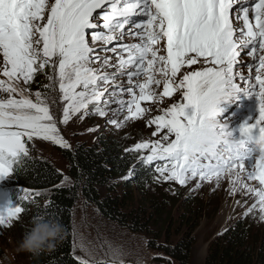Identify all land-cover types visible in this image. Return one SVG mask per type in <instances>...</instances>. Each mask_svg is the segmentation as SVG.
Segmentation results:
<instances>
[{"label": "snow or ice", "instance_id": "1", "mask_svg": "<svg viewBox=\"0 0 264 264\" xmlns=\"http://www.w3.org/2000/svg\"><path fill=\"white\" fill-rule=\"evenodd\" d=\"M238 2L0 0V75L7 78L0 80V92L7 93V98H0V179L12 175L28 155L24 136L68 147L55 134L57 127L42 94L36 92L33 102L20 81L28 85L36 74L51 68L56 75L48 79L58 78L66 102L62 123H67L74 114L88 115L90 105L95 114L106 115L101 103H116L114 114L126 106L132 118L141 116L145 111L141 101L159 99L151 88L161 84L156 75L159 73L163 78L162 95L170 97L182 88L184 102L173 104L150 122L157 125V131L167 129L174 139L163 143L169 141L165 134L151 144L137 143L135 150L148 149L150 153L141 157L142 162L167 161L164 166L157 165L156 171L164 180H175L182 186L197 176L218 181L227 175L232 193L244 189L258 198L245 215L258 206L264 219V158L251 144L257 135L264 136V0H244L251 2V8L235 10L242 27L230 19ZM250 13L255 24L249 21ZM137 16L143 19L134 21ZM97 20H102V25ZM100 27L103 31L97 30ZM125 37H134L136 42L123 43ZM114 41L118 42L116 46L107 47ZM248 48L251 51L247 54L258 60L254 83L251 76L233 70L241 51ZM108 52L115 60L106 55ZM201 59L211 66L184 74L178 84L172 83L182 66L196 65ZM121 76L127 77L129 85L127 101L121 98L124 86L116 83ZM237 76L243 86L235 82ZM140 77H144L143 82H138ZM110 85L114 90L104 100ZM238 93L256 98L258 115L254 123L245 121L230 130L217 119L223 111L219 105ZM110 122L119 126L116 120ZM242 174L262 187L245 184ZM22 212V207H7L6 213L0 212V227H10ZM81 264L88 262L82 260Z\"/></svg>", "mask_w": 264, "mask_h": 264}, {"label": "rangeland", "instance_id": "2", "mask_svg": "<svg viewBox=\"0 0 264 264\" xmlns=\"http://www.w3.org/2000/svg\"><path fill=\"white\" fill-rule=\"evenodd\" d=\"M251 3V2H250ZM247 6L244 0L234 5V9L230 12V19L236 18V9H242ZM250 8V7H249ZM99 12V10H97ZM95 15V14H94ZM251 23L255 24L254 17L249 14ZM134 21H140L142 17H133ZM46 22V21H45ZM98 25H102V20L96 21ZM234 23V22H233ZM243 26L240 25V27ZM97 30L103 31L102 27ZM91 36L89 35V40ZM136 42V39L125 37L123 43ZM118 42H113L107 47H114ZM251 48L241 51V56L238 58V63L234 65V72L240 73L245 77L251 76L252 82H255V69L258 65V60H253L252 56L247 53ZM101 55L105 53L101 52ZM166 55V52H164ZM109 57H113L111 52L106 53ZM126 55V54H125ZM258 55V53H257ZM251 64L250 69L248 65ZM211 65L203 63V60L196 65H184L181 67L177 76L173 79V84H178L184 74L193 71H200L205 67ZM113 71V69H109ZM55 76L56 74L51 68L47 72H40L34 76L33 81L28 85H24L20 81V86L27 88L25 93L28 98L36 102L35 93L42 94L41 99L44 100L49 107L50 114L53 116V123L56 124V135L63 138L68 147H62L48 140L42 138L32 137L28 139L27 136L22 137L25 147L28 149L26 157L31 160H39L47 162L52 165L59 174L63 177L64 184H70L73 181L69 177V168L67 161L61 156L60 150L64 148L73 149L74 146H93L97 144L101 136L106 138L118 139L120 144L126 145L135 149L137 143L147 142L151 144L154 141L168 134L167 129H160L157 131V125L150 123L156 116L163 115L168 108L173 104L183 103V91L179 88L169 96H163V78L157 73V78L161 79L159 86L152 85L151 88L155 91L159 98L156 101H141V108L145 111L137 118H132L127 111V107L122 111L114 114V110L118 108L116 103H110L105 106L101 103L100 107L104 108L106 115H97L91 111L93 105L89 106V114L83 115L74 114L70 117L67 123H62L65 106V101L62 99V93L59 91L58 78L50 81L48 76ZM0 80H7L6 77L0 75ZM144 77H140L138 82H143ZM235 82L243 86V81L236 77ZM117 84L124 86V93L122 99L127 101L130 99L127 94V77L121 76L116 80ZM47 86V87H46ZM113 86H109V90L105 93L102 99L107 100ZM117 91H119L117 89ZM137 96L139 89H135ZM258 91V88H257ZM0 98H7V93L0 92ZM14 98H19L15 96ZM257 100L254 96H248L243 93H238L235 98H229L227 101H222L219 105L223 111L218 115L217 119L224 124H227L230 130L238 129L245 121L255 122L258 115L256 110ZM82 117V118H81ZM116 120L119 126L112 124L110 121ZM169 135V141H162L163 143L170 142L174 136ZM234 136H238V132H234ZM148 149L135 151V155L142 161L141 157L149 155ZM207 163V161H201ZM154 163L164 166L167 161L155 160ZM252 163H255L253 159ZM247 166V165H246ZM248 171H252L250 166H247ZM165 176L168 173H164ZM160 181L152 183L143 188V192L147 195L156 197H163L169 199L167 210L171 218L169 221L170 235L174 241L181 238V236L189 233L193 236V246L190 255L189 264H204V260L208 251L210 242L221 233L227 226L234 223L239 217L245 215L249 208L256 203L257 197L252 193H247L244 189H240L235 193L230 191L232 185L227 175L222 176L218 181L200 180L197 176L185 185L178 184L175 180H164L158 172ZM162 179V180H161ZM244 183L253 187H262L256 180H247L242 174ZM118 186V191L121 195L126 191V184L121 180H110L107 187H98L101 196L110 193ZM19 186L11 184L10 176L0 179V212H7V207H11L5 203L6 191L16 192ZM75 187V186H74ZM4 191V192H3ZM143 193V194H144ZM117 194V193H116ZM142 194V193H141ZM35 199L44 201V193L35 192L33 195ZM128 201V212L134 211L136 206H141L144 209V197L137 195L133 187L131 194H126ZM17 207H20L18 205ZM38 209V202H32L28 208L29 213H35ZM126 210V211H127ZM23 214V212H22ZM22 214L11 222L10 227H0V264H29L27 252L19 249V242L27 231L26 224L23 223ZM260 212L255 209L252 213L246 215L255 220V226H260L264 232V219L260 218ZM161 224V222H159ZM159 226V224H158ZM71 239L73 242V255L81 261H111V262H126L129 264H177L171 258L166 256L158 250V244L155 242L154 247H150L148 236L144 233H136L129 230L128 227L122 226L113 220H108L103 217L98 209L90 205L85 199L79 195L76 204L71 214ZM156 248V249H155ZM114 252L118 255L114 256Z\"/></svg>", "mask_w": 264, "mask_h": 264}, {"label": "trees", "instance_id": "3", "mask_svg": "<svg viewBox=\"0 0 264 264\" xmlns=\"http://www.w3.org/2000/svg\"><path fill=\"white\" fill-rule=\"evenodd\" d=\"M135 151L132 146L120 144L118 139H104L102 136L93 146L61 149L73 186L64 184L63 176L49 163L23 158L10 179L11 184L29 191L31 202L27 206L20 204L16 192H11L10 198L23 207L22 218L27 231L34 219L41 216L63 226L62 238L55 242L54 247L39 253L27 252L29 264H81L73 255L71 239V214L79 195L95 206L104 218L128 227L132 232L144 233L150 239V247L153 248L156 242L166 259L171 258L177 264L190 263L193 236L187 233L176 241L172 239L169 221L172 223L167 210L169 199L143 192L144 187L160 179L156 172L158 164L154 166L153 161L143 163ZM110 180H121L126 184L123 195L116 190L118 186L110 193L100 195L98 187L106 188ZM133 187L138 196L143 195L144 209L139 205L128 212L130 202L126 194H131ZM35 192L44 193V201L35 199ZM32 202H38L35 213L28 212ZM255 220L243 215L215 236L209 244L204 264H264V232L260 226H255ZM88 264L112 263L97 261Z\"/></svg>", "mask_w": 264, "mask_h": 264}, {"label": "clouds", "instance_id": "4", "mask_svg": "<svg viewBox=\"0 0 264 264\" xmlns=\"http://www.w3.org/2000/svg\"><path fill=\"white\" fill-rule=\"evenodd\" d=\"M258 156L264 158V136L257 135L251 141ZM63 226L46 217L34 219L32 227L23 235L19 242V249L30 253H39L44 249L54 247L55 242L62 238Z\"/></svg>", "mask_w": 264, "mask_h": 264}, {"label": "bare ground", "instance_id": "5", "mask_svg": "<svg viewBox=\"0 0 264 264\" xmlns=\"http://www.w3.org/2000/svg\"><path fill=\"white\" fill-rule=\"evenodd\" d=\"M233 22L234 24H239V25H242L243 21L240 20V21H237L236 18H233ZM256 110H257V106H256ZM5 203H6V197H5ZM100 261V260H99Z\"/></svg>", "mask_w": 264, "mask_h": 264}]
</instances>
